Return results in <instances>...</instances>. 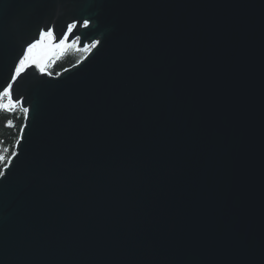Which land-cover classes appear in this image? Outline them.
<instances>
[{
    "label": "water",
    "instance_id": "95a60500",
    "mask_svg": "<svg viewBox=\"0 0 264 264\" xmlns=\"http://www.w3.org/2000/svg\"><path fill=\"white\" fill-rule=\"evenodd\" d=\"M73 18L102 43L14 86L0 264H264V0H0V85Z\"/></svg>",
    "mask_w": 264,
    "mask_h": 264
},
{
    "label": "snow or ice",
    "instance_id": "6c2138e0",
    "mask_svg": "<svg viewBox=\"0 0 264 264\" xmlns=\"http://www.w3.org/2000/svg\"><path fill=\"white\" fill-rule=\"evenodd\" d=\"M93 20L91 18H73L66 23L62 31L58 34L55 25H49L38 29L37 36L27 42L21 51V54L14 60L10 68L9 79L3 85H0V111L12 112L19 108L25 119L31 116V108L24 106L26 98L22 95L18 96L15 92V87L18 80L28 74L29 69H35L40 76H51L49 72L50 63L57 57L65 54L67 51L76 48L78 44H82V50L90 52L96 49L102 41L93 39L90 42H84L82 35L77 34L78 29L88 30L92 28ZM33 75L35 73H32ZM11 124V121L8 122ZM20 131H25L24 126ZM23 137H18L14 150L10 156L0 155V178H6L13 166L14 158H18L20 148L22 146ZM8 148L4 149L7 153Z\"/></svg>",
    "mask_w": 264,
    "mask_h": 264
},
{
    "label": "trees",
    "instance_id": "16d2710c",
    "mask_svg": "<svg viewBox=\"0 0 264 264\" xmlns=\"http://www.w3.org/2000/svg\"><path fill=\"white\" fill-rule=\"evenodd\" d=\"M87 54L88 52L76 47L55 58L49 66L51 76H58L63 71L77 65ZM9 121H11V124L8 123ZM24 124V113L19 108L14 109L12 112L0 111V155H11V151L14 150L13 145L20 137V129ZM5 148L9 149L7 153L4 152Z\"/></svg>",
    "mask_w": 264,
    "mask_h": 264
}]
</instances>
